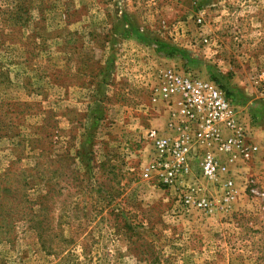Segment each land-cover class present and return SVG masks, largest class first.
Here are the masks:
<instances>
[{
	"label": "rangeland",
	"instance_id": "374dc122",
	"mask_svg": "<svg viewBox=\"0 0 264 264\" xmlns=\"http://www.w3.org/2000/svg\"><path fill=\"white\" fill-rule=\"evenodd\" d=\"M159 67L221 85L257 145L229 201L197 175L210 212L143 174ZM263 68L264 0H0V264H264Z\"/></svg>",
	"mask_w": 264,
	"mask_h": 264
},
{
	"label": "built area",
	"instance_id": "2783aa9c",
	"mask_svg": "<svg viewBox=\"0 0 264 264\" xmlns=\"http://www.w3.org/2000/svg\"><path fill=\"white\" fill-rule=\"evenodd\" d=\"M152 78L145 84L148 99L165 106L166 132L159 133L154 128L147 131L154 155L143 174L179 189L184 206L210 212L213 201L203 184L197 182V175L208 182L225 177L222 196L227 202L234 190L229 167L249 161L257 145L248 142L235 106L215 82L190 77L172 67L157 68ZM259 80L264 82V68ZM188 179L190 184L183 187V181ZM251 192L264 195L256 188Z\"/></svg>",
	"mask_w": 264,
	"mask_h": 264
},
{
	"label": "trees",
	"instance_id": "16d2710c",
	"mask_svg": "<svg viewBox=\"0 0 264 264\" xmlns=\"http://www.w3.org/2000/svg\"><path fill=\"white\" fill-rule=\"evenodd\" d=\"M124 31H126V34H128V33H129V34H134V35H135L136 37H138V39L141 40V41H143L144 38H145V34L139 32L137 28L131 29V30H130L131 32L128 31V30H124ZM124 31H123V33L125 34ZM162 44H163V43H162ZM162 46H164V44L161 45V46H158V49H159L160 51H162L163 48H164V47H162ZM176 52H179V49H176V48L170 47L169 52H167V54L170 56V55H172L173 53H176ZM220 86H221V85H220ZM221 88H222V87H221ZM225 93H226V95L228 96V98H230L231 101H232L233 99H232L231 94H230L228 91H226V90H225ZM26 197H27V196H26ZM26 208H28V205H27ZM32 212H34L33 215H30L29 212H25L26 214L29 215V217L26 219V220L29 221V226H28V228H30V229H34L33 227H35L36 229H38V225L41 224V223L43 222V219H45V218H44V216H43L42 219H40V218H39V214H36V210H33ZM34 230H35V229H34Z\"/></svg>",
	"mask_w": 264,
	"mask_h": 264
},
{
	"label": "crops",
	"instance_id": "0c3cea01",
	"mask_svg": "<svg viewBox=\"0 0 264 264\" xmlns=\"http://www.w3.org/2000/svg\"><path fill=\"white\" fill-rule=\"evenodd\" d=\"M58 33L60 34V35H59L60 37H61V36H65L63 30H60ZM98 39H99V38H98Z\"/></svg>",
	"mask_w": 264,
	"mask_h": 264
}]
</instances>
